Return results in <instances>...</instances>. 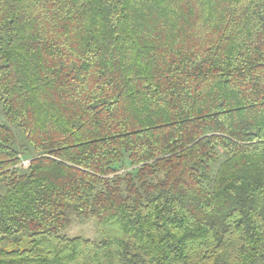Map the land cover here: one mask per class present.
Returning <instances> with one entry per match:
<instances>
[{
  "label": "trees",
  "instance_id": "trees-1",
  "mask_svg": "<svg viewBox=\"0 0 264 264\" xmlns=\"http://www.w3.org/2000/svg\"><path fill=\"white\" fill-rule=\"evenodd\" d=\"M0 264H264V0H0Z\"/></svg>",
  "mask_w": 264,
  "mask_h": 264
},
{
  "label": "rangeland",
  "instance_id": "rangeland-1",
  "mask_svg": "<svg viewBox=\"0 0 264 264\" xmlns=\"http://www.w3.org/2000/svg\"><path fill=\"white\" fill-rule=\"evenodd\" d=\"M64 233L69 236H81L95 240H99L102 236L98 223L94 218L82 217L75 213L70 214V222Z\"/></svg>",
  "mask_w": 264,
  "mask_h": 264
}]
</instances>
